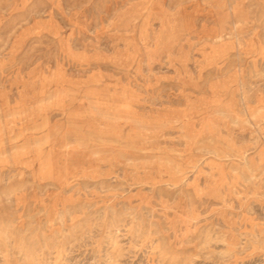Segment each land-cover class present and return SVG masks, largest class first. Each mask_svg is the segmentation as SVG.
<instances>
[{
  "label": "rangeland",
  "instance_id": "rangeland-1",
  "mask_svg": "<svg viewBox=\"0 0 264 264\" xmlns=\"http://www.w3.org/2000/svg\"><path fill=\"white\" fill-rule=\"evenodd\" d=\"M0 51V264H264V0H0Z\"/></svg>",
  "mask_w": 264,
  "mask_h": 264
},
{
  "label": "bare ground",
  "instance_id": "bare-ground-1",
  "mask_svg": "<svg viewBox=\"0 0 264 264\" xmlns=\"http://www.w3.org/2000/svg\"><path fill=\"white\" fill-rule=\"evenodd\" d=\"M243 37V36H242ZM80 47V46H79ZM102 47V46H101ZM2 51V50H1ZM0 51V52H1ZM77 73V72H76ZM146 101V100H145ZM264 137V136H263ZM243 147V146H242ZM245 156V155H244ZM214 157V156H213ZM244 161H245V159H244ZM201 180V179H200ZM108 189V188H107ZM132 189V188H131ZM154 190V189H153ZM111 196V195H110ZM100 202V201H99ZM22 207V206H21ZM86 209V208H85ZM154 236V235H153ZM247 241V240H246ZM224 242V241H223ZM214 249V248H213ZM238 250V249H237ZM153 251V250H152ZM210 252V251H209ZM236 253V252H235ZM60 255V254H59ZM187 257H189V256H187ZM44 258V257H43Z\"/></svg>",
  "mask_w": 264,
  "mask_h": 264
}]
</instances>
